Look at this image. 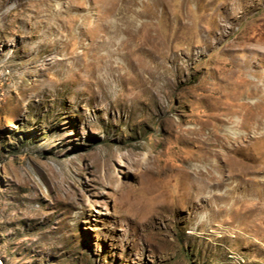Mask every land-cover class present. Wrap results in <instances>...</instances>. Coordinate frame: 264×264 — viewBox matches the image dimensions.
Returning <instances> with one entry per match:
<instances>
[{"label":"rangeland","instance_id":"obj_1","mask_svg":"<svg viewBox=\"0 0 264 264\" xmlns=\"http://www.w3.org/2000/svg\"><path fill=\"white\" fill-rule=\"evenodd\" d=\"M0 264H264V0H0Z\"/></svg>","mask_w":264,"mask_h":264},{"label":"bare ground","instance_id":"obj_2","mask_svg":"<svg viewBox=\"0 0 264 264\" xmlns=\"http://www.w3.org/2000/svg\"><path fill=\"white\" fill-rule=\"evenodd\" d=\"M91 12L89 11H87V13L84 15L86 18H89V16H91V14H90ZM92 15H95V14H92ZM98 19V18H97ZM112 24H109V25H107L106 26V28L108 29V33H109V35H110V37H109V40L112 42V46L113 47H109L108 45H103L102 44V46H101V48H100V51H105V52H107V53H111L110 52V49H114V47H116L117 46V40H115V39H117L116 37H117V35H116V33H117V31H120L119 29L120 28H122L123 30H124V26H122V24H119V23H115V22H111ZM130 25H131V27H134L133 25L134 24H132V23H130ZM103 26V25H102ZM135 30V29H134ZM126 31V30H125ZM131 34H133V33H131Z\"/></svg>","mask_w":264,"mask_h":264}]
</instances>
